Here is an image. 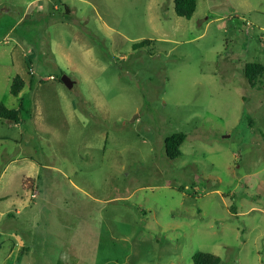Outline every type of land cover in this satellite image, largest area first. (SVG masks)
I'll list each match as a JSON object with an SVG mask.
<instances>
[{"label":"rangeland","instance_id":"rangeland-1","mask_svg":"<svg viewBox=\"0 0 264 264\" xmlns=\"http://www.w3.org/2000/svg\"><path fill=\"white\" fill-rule=\"evenodd\" d=\"M251 62L264 0H198L191 19L175 0H0V105L24 106L0 118V264H264Z\"/></svg>","mask_w":264,"mask_h":264},{"label":"trees","instance_id":"trees-1","mask_svg":"<svg viewBox=\"0 0 264 264\" xmlns=\"http://www.w3.org/2000/svg\"><path fill=\"white\" fill-rule=\"evenodd\" d=\"M198 0H175V11L178 16L191 19L197 10ZM245 76L251 84H255L264 76V63L251 62L247 63L244 68ZM25 88V80L22 76L17 75L13 78L11 92L19 96ZM24 111V106L19 109H9L5 105H0V118L18 122L20 113ZM185 133H175L165 139L166 153L172 160L178 159L182 155L181 147L186 140ZM194 264H220L221 258L212 254L197 253L193 258Z\"/></svg>","mask_w":264,"mask_h":264},{"label":"crops","instance_id":"crops-1","mask_svg":"<svg viewBox=\"0 0 264 264\" xmlns=\"http://www.w3.org/2000/svg\"><path fill=\"white\" fill-rule=\"evenodd\" d=\"M13 53H15V48L11 49V55H12L11 56V60H10L9 63H7V68H11L12 69V71L9 72L10 77L8 79L11 82V85H12V81H13V78L15 76H17V75L22 76L23 79L25 80V88H24V90H25L26 87H27V81H26V78L24 77V68H23V65L20 66L19 64H17L16 59L13 56ZM24 56H25V58L28 59V54H26V52L24 53ZM31 73H33V72H31ZM3 199H5V197L2 198L1 200H3ZM0 234H1V232H0ZM18 252L20 253L21 249H19ZM10 257H12V254L10 255Z\"/></svg>","mask_w":264,"mask_h":264},{"label":"water","instance_id":"water-1","mask_svg":"<svg viewBox=\"0 0 264 264\" xmlns=\"http://www.w3.org/2000/svg\"><path fill=\"white\" fill-rule=\"evenodd\" d=\"M62 80V82L64 83V84H66L69 88H73L74 87V85H75V82L71 79V78H69L68 76H63V78L61 79Z\"/></svg>","mask_w":264,"mask_h":264},{"label":"built area","instance_id":"built-area-1","mask_svg":"<svg viewBox=\"0 0 264 264\" xmlns=\"http://www.w3.org/2000/svg\"><path fill=\"white\" fill-rule=\"evenodd\" d=\"M36 196V194H33V197H35Z\"/></svg>","mask_w":264,"mask_h":264}]
</instances>
